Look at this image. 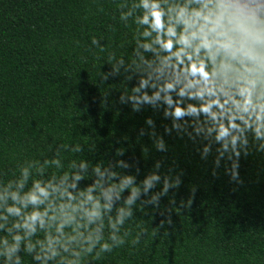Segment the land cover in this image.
Listing matches in <instances>:
<instances>
[{"label": "trees", "instance_id": "16d2710c", "mask_svg": "<svg viewBox=\"0 0 264 264\" xmlns=\"http://www.w3.org/2000/svg\"><path fill=\"white\" fill-rule=\"evenodd\" d=\"M0 264H264V22L0 0Z\"/></svg>", "mask_w": 264, "mask_h": 264}, {"label": "flooded vegetation", "instance_id": "af4514ba", "mask_svg": "<svg viewBox=\"0 0 264 264\" xmlns=\"http://www.w3.org/2000/svg\"><path fill=\"white\" fill-rule=\"evenodd\" d=\"M213 1L223 4L226 8L233 11V13L236 16H238V18L246 22L252 23L253 25L261 24L264 22V0H213Z\"/></svg>", "mask_w": 264, "mask_h": 264}, {"label": "rangeland", "instance_id": "374dc122", "mask_svg": "<svg viewBox=\"0 0 264 264\" xmlns=\"http://www.w3.org/2000/svg\"><path fill=\"white\" fill-rule=\"evenodd\" d=\"M240 8V7H239ZM242 8H243V6H242ZM242 10V9H241ZM240 11V10H239Z\"/></svg>", "mask_w": 264, "mask_h": 264}, {"label": "clouds", "instance_id": "9594fccd", "mask_svg": "<svg viewBox=\"0 0 264 264\" xmlns=\"http://www.w3.org/2000/svg\"><path fill=\"white\" fill-rule=\"evenodd\" d=\"M179 114V113H178Z\"/></svg>", "mask_w": 264, "mask_h": 264}]
</instances>
